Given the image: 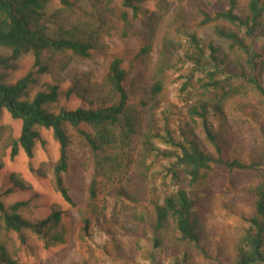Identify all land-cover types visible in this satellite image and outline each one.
Wrapping results in <instances>:
<instances>
[{
  "label": "trees",
  "instance_id": "obj_1",
  "mask_svg": "<svg viewBox=\"0 0 264 264\" xmlns=\"http://www.w3.org/2000/svg\"><path fill=\"white\" fill-rule=\"evenodd\" d=\"M144 1L58 0V6L49 12V0H0V49L9 53L0 56V116L5 110L20 121L17 137L9 125L0 124V168L7 153L12 159L22 149L31 157L39 140L38 128L50 129L59 146L58 158L51 164L53 185L66 202L76 206L62 177L70 168L67 126L70 127L86 144L91 155L88 198L84 206L78 207L80 230L87 233L91 217L98 218L104 211L98 208L96 199L100 186H115L117 193L135 204L147 200L150 187L146 162L154 151L159 152L155 143L159 138L176 146L175 152L165 154H173V173L181 166L192 189H178L164 198L163 203L158 199L151 200L155 211L154 232L171 220L180 239L194 243L203 255L206 251L200 245L201 212L194 185L199 178L209 174L213 165H222L229 171L250 170L256 180L246 186L244 194L253 198V211L247 217L248 226L232 243L230 264H264V124L259 128V142L250 161L223 154L226 148L223 141L231 128L228 124L232 115L230 110L241 113L244 109L241 99L250 95L264 103V84L256 76L258 59L264 57V47L258 46L260 39L264 38V0H248L245 14L238 12L237 0H224L225 9L212 13L200 10V25L214 24L215 35L227 40L229 49L244 57L245 65H237L232 70L225 71L216 47L205 45L195 32L179 28V34L183 33L185 37L186 48L178 59L190 65L180 91L190 97L192 81L198 74L199 92L188 105L187 114L201 127L205 139L215 151L214 156L201 150L193 140L185 139L186 145L175 142L166 126L162 136L159 134L156 113L163 100V80L167 70L176 68L164 57L166 50H175L176 41L169 31L171 24H166L163 30L158 28L155 46L159 53L156 59L152 58V43L143 44L138 53L151 80L147 100L131 101L124 85L127 71L118 57L110 61L107 72L99 80L94 79L92 72H80L66 89H60L74 56L88 57L93 51L109 50L107 38L114 31L117 18L114 3L118 2L137 15ZM153 1L161 10L169 0ZM85 5L89 6L90 12L84 10ZM224 23L226 26L222 25ZM26 54L32 56V68L16 81L9 82L11 61ZM42 75L49 76L51 81L40 84L41 88L31 95ZM71 97L79 99L82 104L69 109H53L61 98ZM252 111V119L256 122L260 115L256 110ZM211 117L218 120V131ZM81 167L88 169L84 163ZM15 182L20 183L17 179ZM22 204L15 202L7 209L0 201L1 264H38L17 259L18 247L10 237L12 232L17 233L22 242L23 232L31 231L43 240L45 247L64 241V229H58L60 210L54 208L46 218L30 221L17 212ZM131 219L137 223L134 226L137 234L140 225L149 219L147 206L144 203L134 206ZM120 225L125 229L124 224ZM159 243L155 237L154 244ZM96 263L97 258L89 253L82 256L79 264Z\"/></svg>",
  "mask_w": 264,
  "mask_h": 264
},
{
  "label": "rangeland",
  "instance_id": "obj_2",
  "mask_svg": "<svg viewBox=\"0 0 264 264\" xmlns=\"http://www.w3.org/2000/svg\"><path fill=\"white\" fill-rule=\"evenodd\" d=\"M247 2L248 0H237V10L240 14L247 13ZM57 6L58 0H49L47 10L51 12ZM114 6L117 18L115 29L107 38L109 50L93 51L88 57L74 56L64 73L65 81L61 83L60 89H66L73 77L80 72H92L94 79L99 80L107 72L110 61L118 57L122 67L127 71L124 85L131 101L147 100L151 80L138 53L141 46L149 42L153 45L152 58L156 59L159 53L155 46L158 28L163 30L166 24H171L169 31L176 41L175 50H166L164 57L176 68L167 70L163 80V100L156 113L159 134L162 136L166 126L175 142L186 145L185 139L193 140L201 150L214 156L215 151L205 139L201 127L187 114L188 105L199 92L198 74L192 81L190 97L185 91H180L183 77L189 72L190 65L178 59L179 54H183L186 48L185 37L183 33L179 34V28L195 32L205 45L212 44L216 47L225 71L232 70L240 64L245 65L242 54L229 49L228 41L215 35L214 24L200 25L202 18L200 10L211 13L223 10L226 2L169 0L160 10L155 1L146 0L137 15L118 2H115ZM84 10L90 12L89 6L85 5ZM222 25L226 26L225 23ZM258 46L264 47V38L260 39ZM8 55V52L0 49V56ZM32 62L30 54L11 61L13 66L9 70V82L16 81L28 72L32 68ZM256 76L264 84V57L258 59ZM49 81H51L49 76H40L39 85L32 89L31 95L41 88L40 84ZM241 103L244 108L241 113L230 110L232 115L228 118V124L231 128L229 136L223 141L226 146L223 154L248 162L259 142V128L264 124V103L252 95L242 98ZM81 104L82 101L75 97L61 98L53 109L55 111L59 107L69 109ZM252 109L260 115L256 122L252 119ZM211 121L218 131V120L211 117ZM0 124L9 125L13 135L18 136L20 121L13 119L5 110L0 116ZM38 132L39 140L33 147L31 157L22 149L12 159L8 153L4 157V165L0 168V201L7 209L15 202H23L17 212L30 221L42 220L57 208L61 212L58 229L63 228L65 234L63 242L45 247L43 240L31 231L23 232L22 242L17 233H10L18 247L16 257L20 262L79 264L82 256L91 253L97 258L96 264H230L232 243L236 235L248 226L247 217L251 216L253 211V198L244 194L246 186L256 180L250 170L229 171L222 165H213L209 174L199 178L194 185L201 212L200 245L206 251V255H203L194 243L180 239L171 220L164 223L159 230L154 232L153 229L155 211L152 201L158 199L163 203L164 198L173 195L178 189H192L181 166H178L175 174L173 173L172 163L175 160L173 154L172 156L165 154L175 152L176 146L168 145L159 138L155 139L159 152L154 151L146 162L150 187L147 189L146 201L144 199L135 204L117 193L115 186H100L96 199L98 208H103L104 211L98 218L91 217L86 233L80 230L82 225L78 207L84 206L88 198L92 174L89 149L67 126L70 137V168L62 177L76 204L72 206L56 191L52 181L51 164L58 158V143L50 129L39 127ZM82 163L87 164L88 169H83ZM15 179L20 183H16ZM141 203L147 206L149 219L140 225L139 233L135 234L134 226L137 223L131 216L134 206ZM120 224H124L125 229H121ZM155 237L159 239V245L154 244Z\"/></svg>",
  "mask_w": 264,
  "mask_h": 264
}]
</instances>
